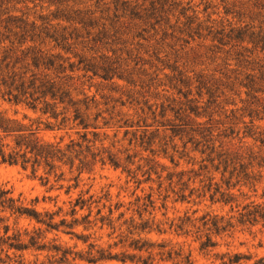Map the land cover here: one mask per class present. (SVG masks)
Instances as JSON below:
<instances>
[{"label":"rangeland","instance_id":"rangeland-1","mask_svg":"<svg viewBox=\"0 0 264 264\" xmlns=\"http://www.w3.org/2000/svg\"><path fill=\"white\" fill-rule=\"evenodd\" d=\"M167 1L179 4L176 12L171 13L174 17L168 15V24L175 25L178 11L189 8L186 16L197 17L196 23H201L199 36L190 40L165 26L157 34L147 30L141 38L129 40L132 47L122 48L123 53L116 54L119 70L125 71L122 79L102 80L87 75L71 86L77 100L88 99L90 123L97 127L87 131V139L94 142L93 152L112 155L119 167L108 161L90 165L74 188L73 177L77 173L69 174L66 168L64 181L50 178L44 185L29 171L0 164V187L41 212L62 208L65 213L78 196L84 200L92 196V217L98 210L107 215L112 209L114 219L124 213L123 219L148 221L150 226L153 224L152 232L142 233L141 238L154 245V262L160 264H182L186 255L191 264H222L234 254L245 258L238 264H254L264 259V226H241L236 219L245 205L264 204V76L260 79L264 55L246 41L219 46L211 41V36H206L204 28H245L264 36V0ZM184 21L179 18L180 23ZM129 49L128 57L125 51ZM248 76L258 79L255 90L263 93L244 88ZM28 110L0 98V111L9 117H39ZM97 114L100 117L94 122L92 118ZM40 136L45 141L62 140L63 145L70 138L79 139L69 129L42 130ZM220 153L237 154L245 164L249 154L263 161L261 168L256 166L260 159L253 163L258 180L255 187L241 181L231 189L237 196L232 205L224 204L219 194L226 190V182L236 183L234 177L229 179V169L223 173L220 165L216 170ZM69 186L70 192L66 194ZM80 214H87V210ZM0 215L7 219L9 234L30 231L35 226L25 218ZM204 216L234 225L221 234L211 233L216 245L213 248H200L206 233L200 221ZM88 234H92V241L100 236L95 229ZM59 237L63 246L86 251V245L75 239ZM105 242L108 241L103 238L98 244ZM0 256L4 259V254ZM49 257L45 252H29L26 264H49Z\"/></svg>","mask_w":264,"mask_h":264},{"label":"trees","instance_id":"trees-1","mask_svg":"<svg viewBox=\"0 0 264 264\" xmlns=\"http://www.w3.org/2000/svg\"><path fill=\"white\" fill-rule=\"evenodd\" d=\"M177 7L179 4H169L167 0H0V98L14 105H23L39 115L37 119L27 116L17 119L0 111V164L29 171L44 185L49 183L50 178L55 182L64 181L66 168L69 174L77 173L73 177L74 188L80 175L90 165L108 161L111 166L119 167L112 155L104 151L93 152L94 142L87 139V131L97 127L90 123L88 99L77 100L71 86L87 75L102 80L122 79L125 71L119 70L116 54H122L125 47H132L129 40L141 38L147 30L157 34L165 26L190 40L194 35L199 36L201 23H196L197 17L186 16L189 8L182 7L175 25L168 24V15L173 16L171 13L176 12ZM180 17L185 19L184 23L179 22ZM204 31L219 46L246 41L253 46V50L259 49L264 55V36L261 32L255 34L248 29L234 27L216 31L206 27ZM130 52V49L125 51L128 57ZM172 71L175 69L172 68ZM261 76L264 72L260 73V79ZM247 79L245 89L263 93L255 90L257 78L248 76ZM99 117L97 114L92 120L96 122ZM62 129L75 131L79 139L70 138L63 145L62 140L45 141L40 136L42 130ZM80 131L83 132L80 134ZM92 136L96 138L97 134ZM218 157L216 170L220 165L223 173L229 169V179L234 177L236 183L229 185L228 181L224 192L219 193L218 189L216 192L224 204L232 205L236 203L237 196L231 189L241 181L243 185L255 187L258 180L255 179L253 163L260 157L249 154L246 164L237 154L220 153ZM262 164L260 159L256 166L261 168ZM70 189V186L67 187L66 194ZM237 192L242 194L240 190ZM34 202L38 203L37 199ZM93 203L92 196L87 200L78 196L68 212L64 213L62 208H57L55 212H41L35 206L24 205L13 198L10 190L0 187V214L25 218L35 224L30 231L25 229L9 234L10 226L5 223L7 219L0 215V255L4 254V259L0 256V264H26L29 252L50 254L49 264L112 261L120 264H160L154 262V245L141 238L142 233L152 232L153 224L150 226L148 221L136 223L130 218L123 219L124 213L114 219L112 209L107 215H101L98 210L92 217ZM84 209L87 214H80ZM200 221L203 231H206L201 249L216 246L210 238L211 233L218 235L234 228L230 221L223 224L222 219L216 217L204 216ZM236 223L241 226H264V204L251 202L242 207ZM93 229L100 234L98 240L92 241V234H88ZM49 234L53 235L50 239L47 237ZM59 235L69 236L86 245V251L77 250V246H63ZM103 238L108 242L98 244ZM143 253L147 256L143 257ZM189 257H183L182 264H191ZM241 259L245 258L234 254L222 264H238ZM254 264H264V259Z\"/></svg>","mask_w":264,"mask_h":264}]
</instances>
